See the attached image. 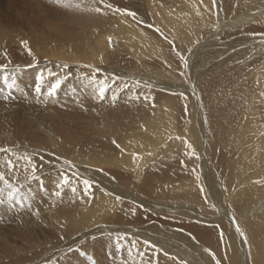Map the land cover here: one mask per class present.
Wrapping results in <instances>:
<instances>
[{"label": "bare ground", "instance_id": "1", "mask_svg": "<svg viewBox=\"0 0 264 264\" xmlns=\"http://www.w3.org/2000/svg\"><path fill=\"white\" fill-rule=\"evenodd\" d=\"M70 1L18 39L62 100L15 77L9 94L48 108L0 126L5 177L47 223L29 249L57 235L43 260L60 246L95 264H264V0Z\"/></svg>", "mask_w": 264, "mask_h": 264}, {"label": "rangeland", "instance_id": "2", "mask_svg": "<svg viewBox=\"0 0 264 264\" xmlns=\"http://www.w3.org/2000/svg\"><path fill=\"white\" fill-rule=\"evenodd\" d=\"M69 2L71 1L70 0H0V65H7L6 71H0V83L2 84V85L0 84V126H2L3 123L8 124L10 122L7 115V110L9 108L17 109V106L18 108H24L23 110H21L20 113L25 114L24 117L27 119L34 118V116L38 114L40 115L44 114V112L48 108L47 103L49 100L47 101V99L42 100L43 102L42 101L38 103L36 102V104H33L31 106L28 105L24 107L25 103L22 104L21 102L23 99L21 100L20 98H22V96L26 94V92H24V94H17L16 92H14V94H9L8 89H9L10 81L12 79L18 77L21 80V78H23L24 76V78L25 77L26 78L25 79L23 78V81L28 80L29 83L31 84L33 83V85L35 86L37 85V83H40L42 86V91L44 93H48V89L51 84L49 81H46L45 78L43 77V73L47 70V66L45 65H50L48 64V59L39 58L35 53L29 54V52L25 50L22 40L18 41V39H22L21 37H19V35L20 36L23 35L24 37L28 33V28L26 26L27 20L33 22L34 20L32 19L33 18L35 19V17L38 16L40 12L41 13L45 12L44 14L47 16V18L40 19L41 22L36 21L37 23L34 21L35 22V24H33L34 27L41 29L44 26L42 24V21L46 22L47 25H53L54 23H56V20L59 19L56 17L62 16L60 18H63V16L66 15L65 10L68 8L69 5H67V3L70 4ZM36 11L38 12L36 13ZM39 17L41 18V15ZM53 20H55V22H53ZM60 20L63 21V19ZM9 32L11 34L13 32L15 35L18 36H16L15 39L11 38V34H8ZM157 57L158 54H153L151 58H148L149 59L148 62L158 63ZM72 67L76 68V66H72ZM87 68H88L87 71H90L93 74L94 73L97 74V72H95L96 69L89 67ZM150 70L152 72H155L157 69H150ZM5 77H7V80H5ZM41 77H43L42 80ZM81 77L82 78H80L79 82H82V79H84L83 78L84 76L81 75ZM79 86H80L79 88H82L83 84L80 83ZM16 87L19 90H21V86L19 83L16 84ZM33 95H32L33 99H38L39 96H42V94L40 93L37 94L36 92H33ZM71 96L72 95H69L68 97L70 98ZM61 97L62 95L56 93L48 97V99L56 98L57 100L61 101L63 98ZM90 101L94 108L96 105L101 106V103L102 105L106 104L105 103L106 101L96 102V99L94 100V98H92ZM105 106H108L109 108V103L106 104ZM4 146H5V142H4ZM2 162L4 163V161ZM0 171H4V173L6 172L8 173L6 166L1 164V162H0ZM62 171L63 170L57 169V172H62ZM77 178L79 177L77 176ZM8 191L9 189L4 188V191L0 193V198L4 199L5 201L3 207H6V211L4 214L0 212V264H11L12 262H13L12 264H85V263L95 264L96 263L95 261H93V259L91 260L89 259L90 260L89 261L85 257V255H79L78 254L79 252L75 251L74 249L67 252L66 250L62 251V249H60V246L57 249H55V251H52V256H55L54 260H47V259L43 260V258H40L41 253H43L44 251V247H48L51 250L54 246H58L56 245L57 235L52 238L53 240H51V242H49L47 246H43V248L38 249L37 252L36 251L34 252L32 249H29L28 245L26 244L22 236L24 235L26 230L33 229L34 232L32 239H38L37 241L45 243L46 238H44V236H47L44 230V227L47 224L46 220L42 219L39 216L38 212L34 210V208L29 202H25L24 195L20 191L17 195L18 198L15 197L14 200L8 199ZM62 198L63 196H61L60 199L62 200ZM20 216H24V217L27 216L26 218L27 221L24 219L25 220L24 222L25 223L27 222V225L23 224L19 227L18 217ZM32 222L35 223V225L32 224ZM60 252L62 253V255L59 257ZM33 255L34 256L36 255L35 258ZM66 256H71L73 258L75 257L76 259H74L73 261L64 259ZM61 257L63 260L61 259Z\"/></svg>", "mask_w": 264, "mask_h": 264}, {"label": "snow or ice", "instance_id": "3", "mask_svg": "<svg viewBox=\"0 0 264 264\" xmlns=\"http://www.w3.org/2000/svg\"><path fill=\"white\" fill-rule=\"evenodd\" d=\"M101 3H103V0H101ZM213 3H215V0H213ZM105 7H109L111 8L112 6L110 4L108 5H105ZM95 11L97 13H100L102 11V9L100 7H97L95 8ZM128 15H134V13H131L129 12ZM23 45L25 47H27V41H22ZM29 54H31V50H29ZM10 62V61H9ZM7 69V65H0V71H6ZM43 79V77H41V80ZM5 80H7V77H5ZM9 87H11V85H9ZM60 87V81H56L55 83L51 84L49 86V89H48V95L49 96H52L56 93V90ZM42 90V86L40 83H37V85L35 86V92L37 94H39ZM104 89L101 88L100 89V92L101 94L103 93ZM115 143V141L113 142ZM0 153H5V154H8L9 153V149H6V148H0ZM20 159H24L25 161H27V163L29 164H32L31 160L28 159V157H16V160L19 161ZM66 164H69L70 162L68 161H65ZM5 166L7 168V171L9 174H11L14 170H17L18 169V164L17 163H14L13 160L11 158L7 159L5 161ZM32 172L35 173L36 172V166L34 164H32ZM0 182H3V184L6 186L7 189H9L8 191V199L9 200H13L19 193V189H17L16 187H14L13 184H11L9 182L8 179H6L5 177V173L4 171H0ZM69 179L68 177H63V183L67 184L69 183ZM83 185L85 186V194H88V191L91 187V183L88 179H84L82 181ZM4 191V188H0V193H2ZM72 191L75 192L76 191V188H72ZM57 195H59V193H57ZM119 199V198H118ZM5 203L4 199L0 198V205H3ZM237 232H239L242 236L244 235L240 228L237 227L236 229ZM217 264H219V262H217Z\"/></svg>", "mask_w": 264, "mask_h": 264}]
</instances>
